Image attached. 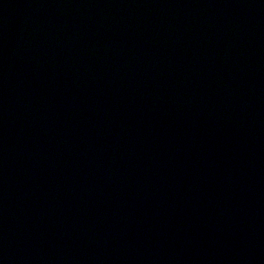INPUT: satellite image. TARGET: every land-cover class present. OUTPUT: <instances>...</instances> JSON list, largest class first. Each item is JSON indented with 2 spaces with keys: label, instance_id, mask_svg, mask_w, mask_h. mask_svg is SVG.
<instances>
[{
  "label": "water",
  "instance_id": "1",
  "mask_svg": "<svg viewBox=\"0 0 264 264\" xmlns=\"http://www.w3.org/2000/svg\"><path fill=\"white\" fill-rule=\"evenodd\" d=\"M0 264H264V0H0Z\"/></svg>",
  "mask_w": 264,
  "mask_h": 264
}]
</instances>
